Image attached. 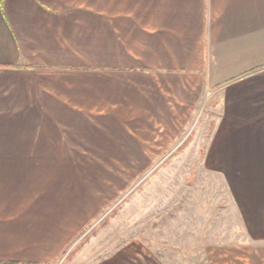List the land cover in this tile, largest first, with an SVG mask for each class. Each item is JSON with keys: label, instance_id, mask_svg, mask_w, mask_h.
Returning a JSON list of instances; mask_svg holds the SVG:
<instances>
[{"label": "crops", "instance_id": "crops-1", "mask_svg": "<svg viewBox=\"0 0 264 264\" xmlns=\"http://www.w3.org/2000/svg\"><path fill=\"white\" fill-rule=\"evenodd\" d=\"M205 88L264 158V0H0V264L57 261L88 212L68 177L5 158L162 123Z\"/></svg>", "mask_w": 264, "mask_h": 264}, {"label": "rangeland", "instance_id": "rangeland-1", "mask_svg": "<svg viewBox=\"0 0 264 264\" xmlns=\"http://www.w3.org/2000/svg\"><path fill=\"white\" fill-rule=\"evenodd\" d=\"M211 94L170 101L162 123L91 126L67 155L5 158L85 190L87 217L50 264H264V158Z\"/></svg>", "mask_w": 264, "mask_h": 264}]
</instances>
